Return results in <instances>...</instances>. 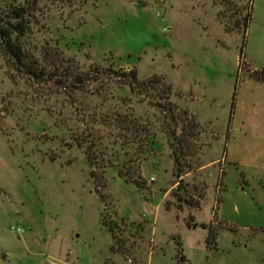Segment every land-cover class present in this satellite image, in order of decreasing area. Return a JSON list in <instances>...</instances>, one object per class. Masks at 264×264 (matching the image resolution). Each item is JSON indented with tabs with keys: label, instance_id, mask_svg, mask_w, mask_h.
<instances>
[{
	"label": "rangeland",
	"instance_id": "374dc122",
	"mask_svg": "<svg viewBox=\"0 0 264 264\" xmlns=\"http://www.w3.org/2000/svg\"><path fill=\"white\" fill-rule=\"evenodd\" d=\"M4 1L0 264H264V0Z\"/></svg>",
	"mask_w": 264,
	"mask_h": 264
},
{
	"label": "trees",
	"instance_id": "16d2710c",
	"mask_svg": "<svg viewBox=\"0 0 264 264\" xmlns=\"http://www.w3.org/2000/svg\"><path fill=\"white\" fill-rule=\"evenodd\" d=\"M60 1L63 3H72L74 0ZM34 6L30 8L34 10ZM251 9H253V4L252 0H249V11ZM32 18L33 13L27 6L16 5L0 0V51L18 70L26 69L25 72L27 74L33 77H38V72L35 67H33L34 63L27 61V54L20 43V38L27 33ZM250 19L251 15L249 14L243 24L244 33H247ZM116 74H118L119 78H123L133 90L145 92V96L150 98L152 103L163 109L166 114L171 115L173 121L176 119V105L170 101V85H166L162 81L155 79H153V81L151 80L152 84H149V82L147 84L139 79L138 72L134 69H131L128 72H117ZM75 80H77L76 82L78 83L82 82L80 76L75 77ZM156 83L159 85H156ZM172 134L174 135L175 132L173 131ZM87 153L91 161V153L89 150ZM109 226L112 231L113 225L110 224Z\"/></svg>",
	"mask_w": 264,
	"mask_h": 264
}]
</instances>
